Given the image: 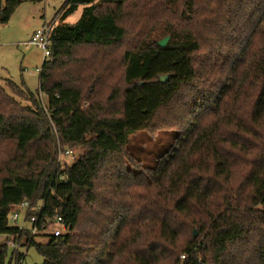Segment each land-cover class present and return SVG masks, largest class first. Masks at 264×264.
Returning a JSON list of instances; mask_svg holds the SVG:
<instances>
[{
    "label": "trees",
    "instance_id": "trees-1",
    "mask_svg": "<svg viewBox=\"0 0 264 264\" xmlns=\"http://www.w3.org/2000/svg\"><path fill=\"white\" fill-rule=\"evenodd\" d=\"M133 1L145 14L163 11L171 40L124 51L121 81L111 82L100 55L80 51L125 42L119 20L132 0H68L40 72L47 107L10 82L34 107L25 110L0 84V141L18 154L0 178V235L21 245H0V264L25 256L30 233L9 220L25 202L42 205L40 221L60 216L67 226L63 237L31 240L42 264H264V0ZM22 2L0 0V25ZM103 86L119 111L107 114ZM165 109L190 120L153 168L135 174L130 137ZM48 141L86 153L62 168L56 149H40Z\"/></svg>",
    "mask_w": 264,
    "mask_h": 264
},
{
    "label": "rangeland",
    "instance_id": "rangeland-1",
    "mask_svg": "<svg viewBox=\"0 0 264 264\" xmlns=\"http://www.w3.org/2000/svg\"><path fill=\"white\" fill-rule=\"evenodd\" d=\"M22 4L17 8L7 24L0 25V84L5 88L7 94L15 101V103L24 108L25 110L34 109L32 103L27 100L23 95H20L19 90L16 95L12 94L9 83L16 84L20 89L23 88L28 92L38 95L44 107H47V97L40 93V72L45 61L43 51L37 46L26 47L25 43L31 39L33 33L44 27L45 25L54 23L59 19L58 15L64 8L68 0H22ZM144 8H141L136 2L132 0L131 4L124 9V14L119 20V23L126 30L125 42L122 44L107 48H84L80 51L81 57L89 58L93 56L98 60V56L103 59L99 63L107 65L109 71L113 75L112 83L122 80V53L126 50L137 49L140 45L145 43L159 42L168 37L162 34L166 26L163 11L155 10L153 8L150 12L145 14ZM83 8L81 7L74 15L67 19V23H77L82 15ZM170 36V35H169ZM171 37V36H170ZM171 40V38H170ZM99 57V58H100ZM40 69V71H38ZM107 86H103L98 91V99L102 102L109 114L113 109L120 110V101L117 102L115 107L107 103L106 97L110 93ZM88 105L86 103L84 106ZM185 111V110H184ZM190 120L187 112H173L171 109H165L161 112L155 124L147 129L139 131L130 137L129 150L138 160L134 163L133 169L136 170L135 174H141L143 170L153 168L155 160L163 153L169 150L173 143L176 133L187 126ZM56 135V130L53 129ZM57 142V140H56ZM40 149L43 151L47 146L53 147V152L56 149V158L58 165L72 166L75 160L71 155L60 156V146L57 143L55 146L48 141L42 143ZM38 149V147H37ZM76 154L75 157L86 153L83 147H74ZM18 154L11 144H6L0 141V178H3L9 166L17 159ZM106 174L104 173L103 177ZM22 212L18 224L23 225ZM120 217L112 218L115 222H119ZM113 221V222H114ZM184 224V223H183ZM184 241L193 237L194 230L185 229ZM10 236L0 235V245L8 244ZM24 240V239H23ZM49 238H36L37 243H47ZM26 255L23 264H42L43 258L40 256L35 248L25 249ZM183 258V257H182ZM181 258V259H182Z\"/></svg>",
    "mask_w": 264,
    "mask_h": 264
},
{
    "label": "built area",
    "instance_id": "built-area-1",
    "mask_svg": "<svg viewBox=\"0 0 264 264\" xmlns=\"http://www.w3.org/2000/svg\"><path fill=\"white\" fill-rule=\"evenodd\" d=\"M54 23L45 25L44 27L36 30L33 33L31 39L25 43L26 47L37 46L38 48H40L43 51L45 60L47 58L50 59V57H51L50 34H51ZM38 71H40V69H38ZM75 154H76V152L73 150L60 152L61 159H62V156H64V155L65 156L71 155L72 158L75 160V159H77L75 157ZM41 206L39 205L38 207H35L32 209L29 206V204L27 202H25L22 205H20L16 211L12 212L9 215V220H10V223L12 225L19 226L20 230H22V231L27 230L30 233V238L28 240L27 239L23 240V244L25 245L24 247L26 250L29 249L30 242L33 239L50 238L52 236L56 237V238L57 237H63L65 235H67V233H68L67 226L65 225L64 220L60 216L55 218V220H46L45 222L40 221V217H38L36 214L40 211ZM28 209H31L34 212V214L29 218L26 217V214H27L26 212ZM263 210H264V208H263ZM23 211H24V215H23V223L24 224L19 225L18 220H19ZM50 221H52V222H50ZM19 241L20 240H18V238L11 237V239L9 240V242L7 244L8 248L10 250H13V251L17 250L21 246ZM25 257H26V255L24 256V258L21 259L19 264H23ZM183 258H185V257L183 256Z\"/></svg>",
    "mask_w": 264,
    "mask_h": 264
},
{
    "label": "water",
    "instance_id": "water-1",
    "mask_svg": "<svg viewBox=\"0 0 264 264\" xmlns=\"http://www.w3.org/2000/svg\"><path fill=\"white\" fill-rule=\"evenodd\" d=\"M170 36H168V37H166V38H164L163 40H161L160 42H159V45H160V47H167V45L169 44V42H170ZM168 81V76H163V77H161V82H163V83H165V82H167ZM195 236H197V233L195 232Z\"/></svg>",
    "mask_w": 264,
    "mask_h": 264
},
{
    "label": "crops",
    "instance_id": "crops-1",
    "mask_svg": "<svg viewBox=\"0 0 264 264\" xmlns=\"http://www.w3.org/2000/svg\"><path fill=\"white\" fill-rule=\"evenodd\" d=\"M32 36V35H31Z\"/></svg>",
    "mask_w": 264,
    "mask_h": 264
}]
</instances>
